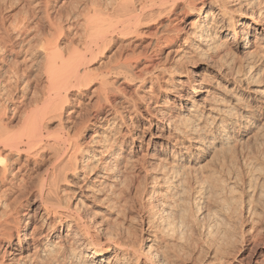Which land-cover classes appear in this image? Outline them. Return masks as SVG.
<instances>
[{
	"label": "bare ground",
	"instance_id": "bare-ground-1",
	"mask_svg": "<svg viewBox=\"0 0 264 264\" xmlns=\"http://www.w3.org/2000/svg\"><path fill=\"white\" fill-rule=\"evenodd\" d=\"M51 2L39 0L40 15H29L31 21L23 17L18 24L10 20L16 25L8 24L18 38L30 27L35 28L32 35L39 47L31 43L36 52L29 55L30 62L26 56L19 59L23 44L14 41L17 38L13 39L10 27L3 17L0 20V264H120L119 255L129 258L130 264H195L204 258V253L210 257L208 262H230L227 239L233 234L237 206L226 203L230 199L227 193L233 191L222 176L217 180L210 175L216 183L208 182L209 175L210 179H199L197 173L203 172L196 166L197 173L189 167L190 151L208 147L204 158L211 155L208 149L217 147L214 144H223V148L229 147L230 158L220 156L226 164L235 166V160H240L238 156L235 159L237 137L230 132L248 124L241 109L247 110L235 107L239 96L233 95L232 101L224 103L215 91L217 81L212 84L202 76L194 82V73L187 72L190 68L181 71L185 68L182 53L174 64L162 60V54L178 48L177 42L184 46L188 43L189 55L217 62L231 54L230 47L216 37L218 29L228 28L236 41L235 49L243 55H257L264 70V43L259 52L253 44L256 38L252 40V33L258 29L264 37V0H84L75 10L62 13L59 9L55 15ZM235 5H239L238 10ZM188 11L197 14L188 23V31L181 34L184 28L174 20ZM30 51L33 52L31 47L25 54ZM147 83L148 90L140 95L138 90ZM88 88H93L99 110L101 104L107 106L104 117L94 114L105 123L100 132L95 130L96 122L83 116L77 120L76 108L68 106L72 93L83 94ZM155 89L162 97L188 100V107L182 105L187 113L169 115V109L177 107L175 102L168 105V113L162 108L151 110L149 101ZM259 90L254 93L259 95ZM189 91L192 99L185 98ZM259 104L260 110L264 109V102ZM126 107L134 110L135 116L145 110L157 122L153 124L144 115L145 121L156 127L143 125L139 133L129 120L131 116L124 114ZM120 125L129 132L131 143L138 141L140 145L125 148ZM207 128L214 131H209L210 140ZM89 130L92 133L86 137ZM165 132L181 139L175 146L180 152L189 150L188 158L177 151L170 153L168 160L157 157L154 163L145 152L139 156L138 149L144 141L140 134L148 135L149 143L164 137ZM167 135L166 140L170 138ZM222 146L219 149L223 153ZM257 150L239 155L247 170V184L251 182L254 189L259 178V188L264 182V148ZM141 172L145 174L143 181ZM204 179L212 186L210 192L200 193L204 188L200 190L199 186L194 195L191 185H196L192 182ZM142 182L147 189L140 194L136 210L140 207L144 216L139 215L140 224L137 220L135 223L142 232L146 223L150 243L144 244L136 240L132 227L135 219L131 218ZM33 196L43 210L40 223L34 215L27 219L28 212L22 213L23 208H29ZM81 197L91 204L85 202L84 208L83 202L82 209ZM231 199L236 201L233 195ZM247 207L253 222H259L255 206ZM94 216H98L96 221ZM77 240L87 242L89 258H81ZM112 252L116 254L109 261ZM250 264H264V257Z\"/></svg>",
	"mask_w": 264,
	"mask_h": 264
},
{
	"label": "rangeland",
	"instance_id": "rangeland-1",
	"mask_svg": "<svg viewBox=\"0 0 264 264\" xmlns=\"http://www.w3.org/2000/svg\"><path fill=\"white\" fill-rule=\"evenodd\" d=\"M35 1L34 0L33 1L32 0H19V1L18 0H0V20H2L1 18L3 17L4 23L8 27H10L11 24H13L12 22L15 21V20H17L15 22H17V24H18V22L21 21L19 19H21V18L24 19L23 17H26L25 20H27L28 16L30 15L29 17H31L33 15V13H35V12H36L34 14L35 16H36V14L40 15V10L37 9L39 7V5H40L39 0H37L38 5H37V3ZM51 1H52L51 4H52V6L54 8L53 10H54V15H55L56 10L59 11V9L62 11V13H67L71 9L75 10V8L78 7L80 5V3L83 2L84 0H51ZM197 2L198 1H196L195 3L198 4ZM237 7L239 8V5L238 6L235 5L234 9L238 10ZM34 9H36L37 11L34 10ZM28 10H30V11H28ZM241 12H244L243 8H241ZM27 13H28V15H27ZM1 14L3 16H1ZM196 14L197 13H190L188 11L185 14L177 15V18H175V20H174V24H176L180 28H184V29H182L183 31H182L181 34H184V32L188 31V29H189L188 23H190V21L193 20L196 17ZM32 18H33V16H32ZM32 18H28V19L30 20ZM10 20H13V21L10 22ZM80 21H81V19H80ZM15 22H14L13 25H16ZM8 24H10V26ZM44 24H45V22H44ZM12 27H10L11 35H12L13 39L17 38L14 41H16V43H19V44L21 43L20 45L23 44L22 45V49L23 50L21 49V51L19 52V59L21 57L23 58V57L26 56L25 59L27 61L28 60L32 61V59H31L32 54H34L36 52V49H38L37 47H39V46L36 45V42H34V40L36 41V37L34 38L35 35L34 36L32 35V34H34V31H35L34 29L35 28H33V26H32V27H30L31 29H28L24 33H22L24 35L20 34L21 36L19 35L20 36L19 37L20 40H19L18 35L15 32H13ZM32 29H33V31H32ZM259 32L260 31L258 29V30H256V32L252 33V34H254L253 37H252V40L254 41L255 40L254 38H256V40H255V42L253 44H254L255 48H257V50H259V52H260V50L262 48V45L264 43V37L262 38L261 36L263 34H260ZM216 37H217L218 42H220V43L222 42L221 43L222 45L224 44L225 47L228 46L227 48L230 47L229 49H231L230 50L231 54L226 56L225 58H222V60L221 59H219V60L217 59V62L216 61L213 62V61H211L210 58H207V57H203L202 58L200 56L193 57V56L189 55L188 52L190 50L188 51L189 44L187 42H186L187 44L185 46L184 45H180V43L177 42L179 47L178 48L176 47V49H174V50L172 49L169 53H168V50H165V52L162 54V60L166 59L169 63L174 64L175 62L176 63L178 62V60H176V59H178V57L183 54L185 57H184V60L181 61V62H183L182 66L185 67V68H182L183 70L181 69V71H184V69H187V67H188V69L190 68L189 70L187 69L188 71L187 70L186 71L189 72L190 74L194 73V74H191V75H193L192 78L194 79V82H198L201 79L202 76H203L202 79L204 78L206 81H210L212 84H215V82L217 81L219 84H217L218 87H216L214 85L216 87L215 91L217 93H219V95H221V97L223 98V101H225L224 103H226L228 101H232V97H234V96L235 97H237V96L240 97V102L241 103L239 102V105L235 106V107H237L238 110L240 109V107L247 110V111H243L241 109V111L243 112V115L245 114L246 117L248 118V121H247L248 124H245L243 126L244 129L241 128V129H239V131L235 129L232 132H230L232 136L234 135V137H237L236 138L237 143H235L236 146L234 148L236 150L235 151V159L239 158L240 160L238 161V160L234 159L236 161V164L234 163L235 166H233V165H231L229 163L226 164L227 163L226 160H228L230 158V156L228 155L230 153L227 150V149H229V147L224 145V148H223V146H222L223 144L219 145V143L214 144V146H217L214 149H213V147L208 149L209 151H211L209 153L211 155H208V156L204 155V156H206L204 158H202L203 152L206 151V148H208V147H202V148H200L201 150L200 149L199 150L191 149V151H190L191 154L188 152L189 150L180 152V150H178V148L176 146H177V141L178 140L180 141L181 139L179 137L175 136L174 134H172V136L170 134V136H169V135H167V132L164 133V137L153 138L152 142H149V143L147 141L149 136L146 135V134H142V135L140 134V137L144 138V141L141 143V148L138 149V152H139V156H141V154L145 152L147 154L146 157L148 156L147 159L149 158L148 160H150V162H153V163H154V160H157V159H159L161 157H162L161 159L168 160L170 158V153L174 154L176 151L179 152L178 154H180V153L183 154L184 153L183 155H185V157H187V158H188V156L190 154V156L191 155L192 156L190 157L191 158V162H190V166L189 167L192 168L193 166L194 167L196 166L195 168L199 169L198 170L199 172H200V169L202 170L201 173L203 172L201 175H199L200 173L198 174L197 173L198 172L197 169L195 170V168L193 167L194 170L197 173V176H199V179L202 178V180H203V177L207 178V179L211 178L209 181L206 179V181H208L210 183H212V182L214 183L215 180L214 181L212 180L213 177H214L213 179H217L218 180L222 176L221 179L224 180L223 182H224V184L227 185V187H228L229 184H230V187L232 185V187H231L232 189L230 187H229V189L231 191H233V192H231V191H230L231 193H229V192L227 193L226 192L230 196L229 197L227 195V197L230 198V199L228 200L229 202L226 203V204H230V205L231 204H233V205L235 204V207L237 206L236 210H237L238 213L236 212L237 216L235 215L237 220L234 219L233 222L235 221V223H232V225L234 224L233 227H232V229L234 228L232 230V233H233L232 237L227 239L228 252L231 255V256L229 255V259H231V260H229L230 262H227V263L225 261H217V262L209 261L208 262L210 257L206 253H204L205 254V255H203L204 258H201L200 262L198 261L195 264H197V263L198 264H247V263L250 264L252 261L261 260V258L264 257V235L261 233V232L264 233V223H263L264 222V220H263L264 219V182L262 181L263 182V184H262L263 187L261 186L259 188L258 186H259L260 181H261V178H259L258 183H257V189L255 187L256 190L254 189V186H253V184L251 182L250 183L252 185L250 183H248V184H250V186L247 184V182H249V180H247L248 179V174L246 172L247 170L244 167V165L242 163H240V162H242V158L240 156L243 155L242 154L243 152H247V151L257 152L258 151L257 149L261 148V150H263V148H264V109L260 110V108H259L260 107L259 103L261 101L264 102V70H263V62H261V60L258 59L257 55L255 57V54H251V55L248 56V55H243L242 53L237 51L235 49V44H236L235 42L236 41L233 40L231 31L228 28L218 29ZM31 39H33V41ZM27 41L29 42V46L28 47H27V45H28ZM26 42H27V45H25ZM31 43H33V44L35 43L36 49L34 48V46H32ZM30 47L32 48L33 52L30 51L31 54H25ZM179 48H180V50H179ZM232 53H233V55H232ZM187 54H188V56H187ZM29 55L31 57H29ZM187 57H189V58H187ZM222 57H224V56H222ZM30 61H28V62H30ZM92 89L93 88H90V89L88 88L87 91L83 92V94L72 93L73 96L72 95L70 96L71 98L69 99L70 103L68 102L69 103L68 106L76 108V113L78 112V114H76L74 116H76L75 118L77 120H79V118H81L83 116L82 117L83 119L88 117L91 122H96V124H98V125L95 126L96 127L95 130L100 132L101 129L105 128L106 126H105V123L103 121H100L99 119H96L95 115H98V117H104L105 116L104 115L105 114L104 110L107 109V106L105 104H101V109L99 110V108L95 105V100H97V98H96V95L93 94ZM257 89L258 90L260 89L259 90V92H260L259 95H256L254 93L255 90H257ZM147 90H148V83L146 84L145 88L142 87L138 91L140 92V95H142L143 91H147ZM73 92H75V91H73ZM153 92H154L155 95H153L151 97V99L152 98L153 99L149 101V103H150L149 105H151V110H153V109L157 110V108L158 109L162 108L161 111L168 113V108H169L168 105L170 103H172V102H175V103H177V107H173V108L169 109V111H170L169 115H172V114L175 115L176 112L177 113L178 112L187 113L186 108H184V106H182V105L185 104V106L187 105V107H188L190 105V104H188V100H186V99L182 100V99H179L176 96H171V95L169 97H167V96L166 97H162L161 96V92L159 93L157 91V89L153 90ZM185 95H186L185 98H187V99H192L193 98L192 93H190V91H189V93L188 92L185 93ZM134 98H136V97H134ZM163 98H164V100H162ZM179 102H181V104H179ZM138 103H139V107L141 106V110H142L143 107H142V104L140 103L139 99H138ZM258 105H259V107H258ZM96 109H97V111H96ZM130 111H132V112H130ZM81 112H83V113H81ZM85 112H87L86 113L87 115L84 116L83 114ZM98 112H100V113H98ZM123 112H124V114H126V116L127 115L131 116V119H129V120H130L131 123L133 122L136 125V127L138 129V132L140 131L139 133H141L143 125L150 126L148 124V122L145 121L146 120L145 116L148 117L147 119L150 118V120H152L153 124L156 125L157 120L155 118L150 117L145 112V110H143L141 112L142 114L141 113L137 114V112H136V116L134 114V110H131L130 108L128 109V107H126L125 111H123ZM201 113L202 112H200V114ZM167 116H168V114H167ZM97 120H99L98 123H97ZM129 120H128V118H126L125 121H126L127 124H130ZM120 126H121V127H119V129L121 128V130H120L121 134L120 135H122V136H120V138H122V139L124 138V141L126 143V147L125 148L133 149V147L131 148V146L140 145V143L138 141L132 144L131 143V139L127 137L129 132H127V130L125 129L124 126L123 127H122V125H120ZM152 126L153 125H151L149 128L153 129V128L156 127V126L155 127L154 126L152 127ZM119 129H117V130H119ZM206 131L208 132L206 136L208 137V140H210L211 139L210 134L212 133L213 130H212V128H207ZM209 131H211V133ZM122 132H123V134H122ZM91 133H92V131L89 130L87 132V134H86V137H88ZM213 133H214V131H213ZM166 135H167V137L168 136L170 137L168 140L165 139ZM238 139H239V141H238ZM221 146L223 148V153L221 151L222 149H219ZM241 148L244 149V150H242V153H240ZM225 149H226V153L224 151ZM247 149H249V150H247ZM208 150H207V152H209ZM212 150H213V152H212ZM215 150L217 152H219V150H220V154L215 152ZM186 153H188V154H186ZM215 153L219 155L218 156L220 158L219 160H223L224 161V164H225V165L223 164L224 166H221V162L218 161V159L216 157L217 155ZM220 155H222V157L224 159H226V160H224ZM225 155L227 156V158H225ZM150 156H151V158H150ZM236 156H238V157L236 158ZM157 157H159V158H157ZM197 166H199V168ZM222 167H223V169H221ZM213 169H215V170H213ZM211 171H212V174H210ZM232 171L235 172V175H234V173ZM142 173L143 172H141L140 177H141V180L143 181V179H145V177H144L145 174L144 173L142 174ZM229 174H232V175H229ZM238 174H239V176L236 177ZM208 175L209 176L213 175V177L210 176V178H208L207 177ZM233 177H235L236 180L232 181ZM263 177H264V175H263ZM221 179H219V180H221ZM199 181L200 180H198L196 182V184H195V181H194V183L192 182L193 185H196V187L193 186L196 189H193V187L191 185V189L193 191V194L194 195L198 194L199 188H200L199 186H201L200 190L202 188H204V190L202 189L203 191L201 190L200 193L207 195V193L210 192L212 186H209L208 182H205V179H204L203 182L207 183V185H205V183H203L201 181L199 182ZM216 182H218V181H216ZM225 182H228V183H225ZM200 183H202V184H200ZM141 184H142V186H141ZM141 184H140V186L138 188L139 191L137 192V196L135 197V201H134L135 208H133L132 212H131V213H133L132 214L133 217H131L132 220L135 219L132 224H134L136 220L140 224L139 219H138L139 215H143L144 216V214L141 212L140 207H139V209H140L139 212H138V210H139L138 208L136 210V207H138V205L140 203V199H139L140 194L143 193L144 190L147 189L146 183L142 182ZM197 184H198V188H197ZM202 185H204V186H202ZM141 189H142V191H141ZM251 190H255V191L250 193ZM232 195H233V199L235 198L236 201L231 199ZM77 196H79V195H77ZM34 197L36 199H34ZM79 202H80L79 205H80V207L82 209H83V207L85 208V206L91 204L89 199H84L83 197L80 198ZM83 202H84V204H83ZM85 202H86L87 205L85 204ZM82 204H83V207H82ZM29 205H30L29 208H27L28 210L25 209V208L22 209V213H27L28 212V214H29L25 218L29 219L32 215H34V219L36 220V222L40 223V221H41L40 217H41V215H43L42 214L43 210L40 208L39 200L37 199L36 196L31 197V202H29ZM247 206H249V207L250 206H255L256 212L258 213L257 217H259V219H261V220H259V222H257L258 220L257 221L255 220L256 222L255 221L253 222L254 217L252 218L250 216V212L247 211L248 210ZM131 213H129L130 216H131ZM221 214L223 215L224 212L221 211ZM221 214H220V216H221ZM224 215H223V218H224ZM97 219H98V216H94V221H96ZM138 223H135L134 225H132V227L133 226L135 227V228H133V229H135V235L138 236V237L137 236L135 237L136 240L138 238L137 241L140 242V244H144L146 242L150 243V241H148V239H150V237L145 232L146 231L145 230L146 229V225H145L146 223H144V225H142L143 226V232H142V230L139 231L141 229V227H139ZM29 231H30V228H29ZM43 231H44V233H47L46 229L43 230ZM26 232H27V230L25 231V234H26ZM63 232H64V229H63ZM136 233H138V234H136ZM260 233H261V235H259ZM27 236H29V235H27ZM48 236L50 237V235H48ZM48 236H47V238H49ZM141 240H143V241L141 242ZM15 242H16V240H15ZM86 243H87L86 241L84 242L83 240H81V241L77 240V244L79 245V246H77L78 247L77 250H79L77 252L80 255L83 256L81 258H86V257L89 256L88 255L89 253H86V246H87ZM205 252H207V251L205 250ZM113 253L116 254V252H112L109 255V259H110L109 261H111V259L113 257ZM107 256L108 255H106V257ZM118 258L120 260V264H130L129 263L130 261H128L129 258H123L120 255L118 256ZM203 261L204 262L207 261L208 263H204ZM162 264H165V262H163Z\"/></svg>",
	"mask_w": 264,
	"mask_h": 264
}]
</instances>
